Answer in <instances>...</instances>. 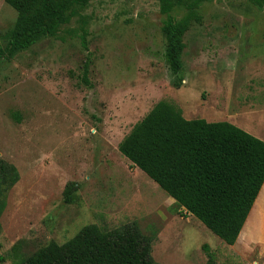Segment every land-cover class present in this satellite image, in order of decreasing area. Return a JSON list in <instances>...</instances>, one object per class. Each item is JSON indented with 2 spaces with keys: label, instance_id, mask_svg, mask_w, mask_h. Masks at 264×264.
Returning <instances> with one entry per match:
<instances>
[{
  "label": "rangeland",
  "instance_id": "374dc122",
  "mask_svg": "<svg viewBox=\"0 0 264 264\" xmlns=\"http://www.w3.org/2000/svg\"><path fill=\"white\" fill-rule=\"evenodd\" d=\"M198 13L183 35L179 88L164 59L157 0H90L54 36L0 58V157L19 172L0 217V264L61 244L89 223L131 221L152 236L157 264H205L208 252L216 264H264L259 234L227 245L118 151L160 100L186 119L227 121L264 137V7L208 0ZM15 19L0 0L2 46Z\"/></svg>",
  "mask_w": 264,
  "mask_h": 264
},
{
  "label": "trees",
  "instance_id": "16d2710c",
  "mask_svg": "<svg viewBox=\"0 0 264 264\" xmlns=\"http://www.w3.org/2000/svg\"><path fill=\"white\" fill-rule=\"evenodd\" d=\"M16 19L0 58L11 59L43 37L54 36L70 21L75 7L90 0H4ZM164 15V59L175 76L173 85L184 80L181 55L183 35L198 22V7L208 0H157ZM264 7V0H250ZM175 9L184 10L177 18ZM86 34L83 28L82 44ZM83 83L87 80L84 62ZM118 151L140 169L180 208L197 218L227 245H233L264 182V141L227 121L186 119L177 106L160 100L136 122L118 143ZM19 180V172L0 157V217L7 194ZM71 186H66L70 199ZM151 235L135 221L101 229L93 223L82 226L59 244L48 242L21 257L16 264H157L151 255ZM203 249L208 252L207 245ZM205 264H216L207 253Z\"/></svg>",
  "mask_w": 264,
  "mask_h": 264
},
{
  "label": "crops",
  "instance_id": "0c3cea01",
  "mask_svg": "<svg viewBox=\"0 0 264 264\" xmlns=\"http://www.w3.org/2000/svg\"><path fill=\"white\" fill-rule=\"evenodd\" d=\"M252 132L253 134H256L254 131ZM260 138L264 141V137L261 136ZM257 234H259V240H264V182L254 200L234 245H237V242L239 241H245V243H248L249 245L252 241H256L252 239Z\"/></svg>",
  "mask_w": 264,
  "mask_h": 264
}]
</instances>
